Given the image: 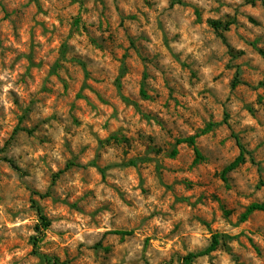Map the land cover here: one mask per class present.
Returning <instances> with one entry per match:
<instances>
[{"label":"rangeland","instance_id":"rangeland-1","mask_svg":"<svg viewBox=\"0 0 264 264\" xmlns=\"http://www.w3.org/2000/svg\"><path fill=\"white\" fill-rule=\"evenodd\" d=\"M160 5L0 0V74L16 85L0 107V255L181 264L220 234L193 264H264V212L240 220L264 201V0ZM209 124L196 162L176 141Z\"/></svg>","mask_w":264,"mask_h":264},{"label":"trees","instance_id":"trees-1","mask_svg":"<svg viewBox=\"0 0 264 264\" xmlns=\"http://www.w3.org/2000/svg\"><path fill=\"white\" fill-rule=\"evenodd\" d=\"M211 26L219 34L222 42L226 43V39L222 33L226 32L228 30L229 24H221L220 22H212ZM212 127H214V125L209 124L199 134H195V135L188 136V137H185L182 139H178L176 141V146H178L180 144H187L188 146H191L193 148V151L195 154V161L198 162V161L202 160V156L196 147V140L200 135H203L207 131L211 130ZM239 148L241 149L239 156L232 163H230L227 167H225V169L223 171V176L225 174L235 170L239 165L244 163L245 159H244V155H243V149L240 145H239ZM176 154H177V150L174 147L170 152V156L174 157V156H176ZM131 164L133 165L134 162H131ZM36 210L38 213H40V209L38 207H36ZM254 212H264V201L261 203H253L250 206H248L246 211L241 215L240 220L245 221ZM39 220H40V224H39V227H37V229L40 227L41 228H47L49 226V222L44 216L40 215ZM113 234L119 235V236H130L132 234V232L131 231H114ZM223 238H224L223 235L214 234L211 238L210 244L204 250L197 252V253L187 254L186 256H184L182 258L181 264H193V262L196 259L203 257V256H207L210 253L216 251L218 249V247L220 246V243L223 240ZM34 245H36V239H35ZM52 261H55V260L53 259Z\"/></svg>","mask_w":264,"mask_h":264},{"label":"clouds","instance_id":"clouds-1","mask_svg":"<svg viewBox=\"0 0 264 264\" xmlns=\"http://www.w3.org/2000/svg\"><path fill=\"white\" fill-rule=\"evenodd\" d=\"M47 2V0H46ZM237 2H240V0H237ZM161 8H164L167 6V0H161ZM0 82H3L0 84V107H3L6 114H9L12 109H14V104L11 101V98L9 97L8 93L10 91L16 90L15 80L11 75L7 72H4L3 74H0ZM4 146L3 144V136L0 134V148ZM19 154V150L17 152ZM23 167V165H21ZM0 215H3V209L2 206H0ZM28 223L27 220H18L15 224L9 225V227L12 228H22L24 224ZM3 226L0 225V228ZM105 229H99V231H104ZM35 235V233H32ZM15 235V234H13ZM53 239H57L56 237H53ZM77 239H82V237H77ZM0 264H26L25 260V251L22 249H15L12 251H5L0 255Z\"/></svg>","mask_w":264,"mask_h":264}]
</instances>
